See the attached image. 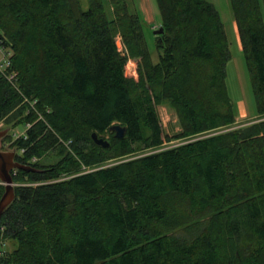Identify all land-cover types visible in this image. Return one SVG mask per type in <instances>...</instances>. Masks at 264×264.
Masks as SVG:
<instances>
[{"label":"trees","instance_id":"1","mask_svg":"<svg viewBox=\"0 0 264 264\" xmlns=\"http://www.w3.org/2000/svg\"><path fill=\"white\" fill-rule=\"evenodd\" d=\"M229 1L260 119L225 130L229 41L208 1L155 0L154 60L127 0H109L110 17L103 0H0L16 73L14 85L0 75V121L31 124L0 150L37 170L11 172L4 264H264V0ZM163 104L181 127L172 139Z\"/></svg>","mask_w":264,"mask_h":264},{"label":"rangeland","instance_id":"2","mask_svg":"<svg viewBox=\"0 0 264 264\" xmlns=\"http://www.w3.org/2000/svg\"><path fill=\"white\" fill-rule=\"evenodd\" d=\"M206 1L211 3L220 14L229 41L230 58L226 65L225 84L227 87L228 96L231 102L233 103L236 122L234 123L233 126H231L230 128H226L225 130L243 127L251 124L252 122L258 121L260 118L259 119L257 118L255 102H254L251 86L249 83V77L245 67L244 59L242 56L240 41L236 32V28L234 27L233 24V22L235 21L233 18L230 1L229 0H206ZM82 2L85 3V0H82ZM105 2L108 1L105 0ZM150 2L153 6L155 13V17H154L155 23L159 25L160 15L156 2L155 0H150ZM106 7H107V14L110 17L111 16L110 6L107 5ZM142 18L144 19L143 15ZM158 27H154V28L158 29ZM143 29H144V34L148 49L155 60L156 53H155V42H154V29L153 27H151L150 24L147 23L146 19H144ZM116 44L119 50L122 51L123 45L119 35L116 36ZM1 57L2 56L0 50V59ZM136 74H137V60L129 59L127 61V65L125 68V75L127 77L136 79L137 78ZM156 112L162 127L163 134L172 139L173 136H175L181 130L175 111L171 109L169 106L163 104V105H158L156 107ZM4 125H5L4 121L3 120L0 121V131L5 129ZM23 129L24 127H19L14 130L12 129L11 131L8 129L7 134L9 133L13 134L15 131L22 132ZM103 137L104 140L108 141L107 136H103ZM179 143L180 142L177 140H172L169 142L165 141L163 146L164 147L174 146ZM7 151H12V150H7ZM53 160H54L53 155L49 154L42 159V162L47 164L48 162H52ZM6 246H7V251H10L11 248L14 247V242L10 240H6Z\"/></svg>","mask_w":264,"mask_h":264},{"label":"water","instance_id":"3","mask_svg":"<svg viewBox=\"0 0 264 264\" xmlns=\"http://www.w3.org/2000/svg\"><path fill=\"white\" fill-rule=\"evenodd\" d=\"M162 31L161 28H158L154 30V35H159ZM110 130L115 132L116 138H122L125 133V129L120 125H114ZM7 133L8 129L0 131V140L6 136ZM91 138L96 145L102 148H107L109 146V142L103 138H99L96 133H92ZM13 170H22L25 172L37 171L30 166L17 162L15 160V151L0 150V182L5 186V191L0 199V219L4 210L15 198L14 183L11 174Z\"/></svg>","mask_w":264,"mask_h":264},{"label":"built area","instance_id":"4","mask_svg":"<svg viewBox=\"0 0 264 264\" xmlns=\"http://www.w3.org/2000/svg\"><path fill=\"white\" fill-rule=\"evenodd\" d=\"M0 50H1V61H0V75H2L9 83L15 84L16 80V73L11 70V57H12V50L10 48H6L0 44ZM23 102L28 104L29 107L34 108V105L36 101H30L27 98L23 99ZM39 119H41V116H39ZM31 127V124H26L25 128L22 132L15 131L12 134L13 139H17L21 136H25V131ZM70 141L66 142L65 144L68 145ZM34 160V159H33ZM6 238L4 237V228L0 227V264H4L2 262V258L6 255Z\"/></svg>","mask_w":264,"mask_h":264},{"label":"crops","instance_id":"5","mask_svg":"<svg viewBox=\"0 0 264 264\" xmlns=\"http://www.w3.org/2000/svg\"><path fill=\"white\" fill-rule=\"evenodd\" d=\"M107 1L108 2H105V0H103L106 12H107L106 6L107 5L110 6L109 0H107ZM127 1L129 3L130 8H132V9L135 8L137 10V12H139V14H141V16L143 15L144 19L147 20V23L150 24L154 30L156 29L154 27H158L160 25V24L157 25L155 23V19H154L155 13H154V9H153V6H152L150 0H127ZM110 9H111V7H110ZM233 24H234V27L236 28V32H237L236 22H233ZM237 35H238V32H237ZM238 38H239V36H238Z\"/></svg>","mask_w":264,"mask_h":264}]
</instances>
